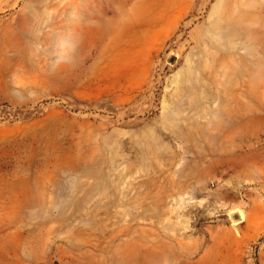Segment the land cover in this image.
Listing matches in <instances>:
<instances>
[{"label": "rangeland", "instance_id": "rangeland-1", "mask_svg": "<svg viewBox=\"0 0 264 264\" xmlns=\"http://www.w3.org/2000/svg\"><path fill=\"white\" fill-rule=\"evenodd\" d=\"M0 264H264V0H0Z\"/></svg>", "mask_w": 264, "mask_h": 264}, {"label": "water", "instance_id": "water-1", "mask_svg": "<svg viewBox=\"0 0 264 264\" xmlns=\"http://www.w3.org/2000/svg\"><path fill=\"white\" fill-rule=\"evenodd\" d=\"M232 216H234V215L232 214Z\"/></svg>", "mask_w": 264, "mask_h": 264}]
</instances>
